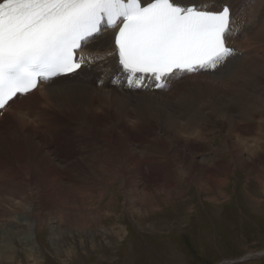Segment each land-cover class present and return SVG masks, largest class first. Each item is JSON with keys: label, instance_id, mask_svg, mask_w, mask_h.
I'll return each instance as SVG.
<instances>
[{"label": "rangeland", "instance_id": "1", "mask_svg": "<svg viewBox=\"0 0 264 264\" xmlns=\"http://www.w3.org/2000/svg\"><path fill=\"white\" fill-rule=\"evenodd\" d=\"M257 59L259 66H243L244 75L231 78L227 84L204 79L205 85L201 84L198 90L181 91L183 95L197 93L187 100L182 115L184 123H195V134L201 139L193 134L192 137L190 131L185 137L182 135L189 139L188 144L183 141L178 143L180 146L175 144L176 148L186 154L191 151L196 162L204 165L211 166L214 156H218L223 165L215 178L217 183L186 181L181 170L183 159L170 149L163 154L161 146L154 151L147 149L154 138L152 133L146 132L147 138L141 139L136 129L126 153L137 154L136 162L142 161L139 165L148 173L154 165L146 163L156 161L173 194L168 198L148 195L144 199L147 214L139 213L137 207L131 211L129 199L135 201V197H128L121 181L102 185L109 179L102 178L100 161L103 156L117 159L105 139H100L103 146L98 149V141L91 142L85 137H90L87 134H79L76 141L72 133L60 136L59 146L70 147V153L77 151L72 161H82L87 174L82 178L75 174V179L60 182L65 191L60 190L55 196L44 191L47 186L43 171L35 174L24 161L11 156L10 148L1 147L0 264H219L231 260H242L235 264H264V161L254 162L264 157V62L262 57ZM201 89L205 91L198 95ZM84 97L88 102L89 96ZM104 110L109 118L114 107ZM238 113L242 114L241 119ZM207 115L214 122H205ZM229 116L236 123L232 128L227 123L225 129L214 126ZM74 122L79 129L81 124ZM238 137H243L239 147ZM228 146L239 151L242 159L232 160ZM107 150L111 156L105 154ZM53 152L52 159L59 150ZM126 153L117 160L126 163L123 166L129 171L136 164L131 162L132 155ZM59 157L55 164L62 168L63 157ZM136 186L132 193L140 195L143 187L139 183Z\"/></svg>", "mask_w": 264, "mask_h": 264}, {"label": "bare ground", "instance_id": "2", "mask_svg": "<svg viewBox=\"0 0 264 264\" xmlns=\"http://www.w3.org/2000/svg\"><path fill=\"white\" fill-rule=\"evenodd\" d=\"M221 1H223V4L212 5V10L218 11L225 4L229 5L230 9L233 10V19L235 22V24L232 22L233 32L238 30L236 38L231 40L233 45L231 48L235 50L236 55L227 60L223 66H218L216 69L202 70V72L199 71L198 75L183 76V78L172 85L174 88L173 91L168 89L167 86L157 92H132L126 87H124V89L122 87H117L111 80L113 75L117 73L115 58H108L109 53L112 51L115 33L108 32V34L106 33L98 37L94 43L83 50L85 53H103L100 62V70L94 63L90 68L83 69L82 72L80 70L79 75L74 74L73 76H68L63 79L56 78L54 81L39 84L33 93L28 94L24 98H19L11 109H7L0 119V148H10L12 150L11 156L15 160L20 158L24 161L26 167L31 168L35 174L38 172L41 174L40 172L43 171V174H46V177L44 176L46 179L43 181L47 186L44 191L50 193L51 196H55L58 195L60 190H64L60 188V182L68 181L71 178L75 179V174L77 178H82L83 175L87 174L86 169H82V161H72L76 159L75 155H77V151L70 153L72 151L68 149L70 147L63 148L59 146L60 136H67L72 133L76 137H73L76 141V139L80 137L79 134L82 136L87 134L90 137L86 135L85 137L91 142L98 141V149H101L103 146L100 144V139H105V141L107 140L108 146L115 151L114 155L119 160V157L127 152V148L129 147L128 142L132 139L133 135L138 133L141 139H146L145 133L150 132L154 138L152 141H149L151 146L147 149L154 151V148L161 146L163 154H166V150L169 149L172 152H176L177 157L183 159L181 170L186 177V181L193 183L195 180L200 182L204 180L209 183H214L223 165L221 163L222 161L218 160V156H214L215 160H212L213 162L211 161L213 163L211 166L204 165L196 162L194 155L192 156V154H189L191 151L186 154L184 151H182L183 153L180 152L181 150H178V147L176 148V145H179L178 143L180 142L184 141L188 144L189 139L184 138V135L190 131L191 136L193 134L195 138L201 139L198 133L195 134L198 129L194 127L195 123H184L182 115L183 110H186L184 105L187 100L193 99V97L197 96V93L193 92L194 94H188V92L183 95L181 91L198 90L199 86L205 85L202 84V82L205 81L204 79L227 84L231 78L234 79L238 75H244L245 70L242 69L243 66L248 65V67L251 68L259 66L260 59L256 60V58L262 57V62H264V0ZM197 2L211 5L214 4L215 0H177V3L183 6L201 5ZM238 16L241 18L239 19ZM236 21H238V23ZM244 46L246 47V52L242 54ZM249 59H252V61H249ZM245 68L247 69V67ZM227 74L229 76H226ZM207 83H209V81H207ZM199 91H201V93L198 95H203L205 90L202 91L201 89ZM213 93L214 92H212V94ZM76 94L83 96L81 97L83 100ZM84 96H89L88 102L84 101L86 99ZM217 99H219V97ZM107 107H114V111L109 118L104 110ZM90 110H94L95 112H90ZM196 111L197 110H195V112ZM197 114L196 112L195 116ZM199 115L201 114L199 113ZM241 115L240 113L239 119H241ZM201 116L203 117V114ZM204 119L205 122L209 119L213 121L211 115H207V117L204 116ZM222 120H225V122L220 120L221 123L219 125L214 124V126L225 129L226 123L230 125V128H232L235 123L232 116L228 118L225 117ZM74 121L81 124L79 129ZM236 128L241 130L237 125ZM119 129L120 132L118 131ZM136 129L139 130L135 133ZM194 130L195 132L193 133L192 131ZM199 130L201 131L202 129L199 128ZM164 136H166V138ZM242 138H237V143L239 142V145H236L237 147L240 146L243 140ZM175 140L178 141L175 142ZM132 146L133 144L130 147ZM258 147L259 144L256 145L255 149L257 150ZM228 148L232 160L236 162L242 159L239 151H232L231 146H228ZM58 150L59 152L55 154L54 159H52L51 157L54 156L53 151ZM105 152L106 155L111 156L109 150ZM126 154L132 155L131 162L136 164L135 167L133 165V168L131 167L132 169H129V171L123 166L126 163L123 164V162H119L115 157L113 160L111 158V161L108 157L106 158L103 156L104 158L100 161L101 166L99 169L104 172L102 178H108L109 180L108 182H104L103 180L104 183H102V185L106 183L111 185L116 181H121V185L123 186H121V188L124 189L123 191L127 192V195L129 193L128 197H135V201L129 199V203L131 204L130 208H132L131 211L137 207L139 213L142 212L147 214V201L144 202V199L148 195L157 196L162 194V196L164 195L167 198L170 197L172 194V190L168 188L170 187V183L166 178V174L161 177V172L158 171L159 164H157L156 161L154 164L150 161L147 162L145 157L143 158L147 162H145L147 165H154L152 169L148 170V173L139 165L142 161L136 162L138 159L137 154H130V151ZM59 156L63 157L61 160L64 163L62 168H59L55 164V159ZM97 156L99 157L100 155L98 154ZM168 158L172 160V157ZM260 161H264V157H260V159L254 162L259 163ZM174 163L176 164V162ZM243 163L244 162H242V164ZM73 172L74 175H72ZM228 172L229 171H224L226 174ZM156 176L157 178L155 179ZM137 183L143 187L140 195L138 192L132 193V190L137 189ZM60 196L63 197L65 195ZM141 207L145 208L142 210ZM96 220L98 219L96 218ZM6 243L9 242L6 241Z\"/></svg>", "mask_w": 264, "mask_h": 264}, {"label": "snow or ice", "instance_id": "3", "mask_svg": "<svg viewBox=\"0 0 264 264\" xmlns=\"http://www.w3.org/2000/svg\"><path fill=\"white\" fill-rule=\"evenodd\" d=\"M231 20L227 4L214 11L177 0H0V112L38 84L90 67L80 52L109 29V55L129 87L150 77L164 89L216 69L236 55L226 46Z\"/></svg>", "mask_w": 264, "mask_h": 264}, {"label": "water", "instance_id": "4", "mask_svg": "<svg viewBox=\"0 0 264 264\" xmlns=\"http://www.w3.org/2000/svg\"><path fill=\"white\" fill-rule=\"evenodd\" d=\"M242 260H231V261H224V262H221L219 264H235V263H238V262H241Z\"/></svg>", "mask_w": 264, "mask_h": 264}]
</instances>
